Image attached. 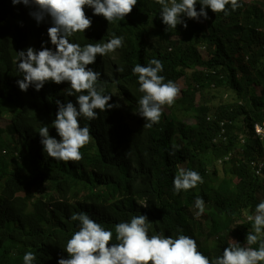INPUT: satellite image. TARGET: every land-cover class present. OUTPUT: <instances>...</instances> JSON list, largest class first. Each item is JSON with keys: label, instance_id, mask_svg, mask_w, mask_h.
Segmentation results:
<instances>
[{"label": "trees", "instance_id": "trees-1", "mask_svg": "<svg viewBox=\"0 0 264 264\" xmlns=\"http://www.w3.org/2000/svg\"><path fill=\"white\" fill-rule=\"evenodd\" d=\"M238 2L235 11L228 6L227 16L205 9L207 19L182 17L187 27L169 30L156 0H137L124 20L112 23L85 6L91 27L69 37L70 42L83 47L113 33L123 37L117 60L102 62L108 74L101 84L117 106L97 110L92 121L80 117L92 139L80 149L79 162L65 163L47 156L38 132L48 126L59 141L52 127L56 101L78 108L76 97L65 94L68 83L49 81L39 91L31 85L21 91L17 84L23 78L17 52L42 46L55 50L47 35L51 18L37 23L29 14L34 7L0 0V264H23L29 251L36 256L33 264L68 258L64 248L79 224L70 216L81 211L113 232L111 243L117 242L115 225L139 214L152 222L149 235L176 238L182 230L179 234L193 238L210 261L230 245L229 231H244L246 241L253 231L247 217L264 201V138L253 129L264 123V0ZM162 44L170 48V59L160 54ZM138 58H160L165 82L185 81L182 97L172 106L179 108L176 117L164 118L160 128L129 126L125 117L133 100L129 63ZM214 99L222 103L223 114L212 117ZM187 115L193 122L186 121ZM4 116L7 122L1 124ZM219 120L225 123L224 137H215ZM180 167L203 178L192 191L178 193L182 200L173 196ZM198 196L205 202L201 218L194 215ZM235 219L241 222L234 224Z\"/></svg>", "mask_w": 264, "mask_h": 264}, {"label": "clouds", "instance_id": "clouds-1", "mask_svg": "<svg viewBox=\"0 0 264 264\" xmlns=\"http://www.w3.org/2000/svg\"><path fill=\"white\" fill-rule=\"evenodd\" d=\"M161 6L160 17L166 30L176 29L177 25L187 27L182 17L198 20L207 19L205 9L225 16L241 5L238 0H199L200 10H196L197 0H156ZM13 5L23 4L34 7L30 12L37 23L45 17L51 18L52 26L47 29L50 43L55 50L47 47L35 50L28 47L17 52V70L23 78L17 80L21 91L34 86L39 91L46 82L69 87L65 94L75 96L72 102L56 101L58 111L52 122L59 135V141L49 135L48 126L39 129L43 151L48 157L65 163L79 162L82 159L80 149L92 139L89 126H80V117L92 121L100 112L116 107L112 94L101 84L108 74L102 62L116 61L119 49L123 46V37L113 33L112 38L101 39L95 44L72 43L69 37L84 32L91 27L92 21L85 14V6L93 9L94 15L102 16L108 23L124 20L137 4V0H12ZM123 68L117 69L123 72ZM129 74L133 81V100L127 104L125 117L129 126H143L156 129L162 126L164 118L174 119L178 110L172 106L182 97L183 86L178 81L165 82V68L160 58L136 59L129 63ZM87 93V94H84ZM113 104H109V100ZM109 102V103H108ZM120 103V102H117ZM180 106V104H178ZM169 113H165L166 110ZM194 169V168H192ZM206 172L210 171L206 169ZM203 183L201 175L194 170L180 167L173 177V191L180 193L196 188ZM196 215L205 211V202L197 197L193 202ZM144 207L147 204L143 205ZM72 221H78V230L67 240L64 251L68 258H60L58 264H262L264 262V201L255 207V215H249L252 232L246 235L243 244L228 242L220 256L210 261L198 250L197 242L186 235L176 238L165 236L163 232L149 235L152 222L146 215L133 216L130 222L115 225L116 243H111L113 232L106 230L86 212L73 213ZM245 237V234H244ZM247 242V244H246ZM259 244L258 248L251 247ZM110 245V246H109ZM36 256L26 252L23 264H33Z\"/></svg>", "mask_w": 264, "mask_h": 264}, {"label": "rangeland", "instance_id": "rangeland-1", "mask_svg": "<svg viewBox=\"0 0 264 264\" xmlns=\"http://www.w3.org/2000/svg\"><path fill=\"white\" fill-rule=\"evenodd\" d=\"M241 1H243L244 3H248L250 0H241ZM162 46H164V48H160L159 49L160 54H162L164 58L170 59L172 56L167 54V53H169L170 48L165 46L164 44H162ZM198 51L202 55H207V48L204 47L203 45H199L198 46ZM179 82L183 86V81L179 80ZM212 104H213V108H212V114L210 116L215 117V116H219V115L223 114L222 109L218 106V104H222V103L218 99H214ZM165 113H169V110L167 109ZM6 117L7 116H4L2 118L1 124H4V123L7 122V119H5ZM185 119L188 122H193V118L191 117V115H187L185 117ZM217 128H218V131L216 132L215 137H224V133H226L224 120H219V122L217 124ZM257 134L259 136H261V137H264V128H259V132ZM42 187L46 188L45 183H43ZM189 191H192V190H189ZM31 192H33L34 194H37L38 193V189L33 187ZM173 196H176L178 198V200H182L183 199L182 195H179V194L174 193V192H173ZM197 211L194 213L195 216H197L196 215ZM197 217L201 218V217H203V214L199 215ZM201 221H202L203 230L206 231L208 229V225H207L208 220L203 218V219H201ZM240 222H241L240 220L235 219L234 224H237V223H240ZM244 234H245V232L242 231V230L229 231L228 234H227L228 242H232V243L237 242L239 244H243V242H244Z\"/></svg>", "mask_w": 264, "mask_h": 264}, {"label": "built area", "instance_id": "built-area-1", "mask_svg": "<svg viewBox=\"0 0 264 264\" xmlns=\"http://www.w3.org/2000/svg\"><path fill=\"white\" fill-rule=\"evenodd\" d=\"M259 128H264V123L263 124H259V123H255L253 125V129H254V132L256 134V136L260 137V138H264V137H261L259 136L257 133L259 132Z\"/></svg>", "mask_w": 264, "mask_h": 264}]
</instances>
